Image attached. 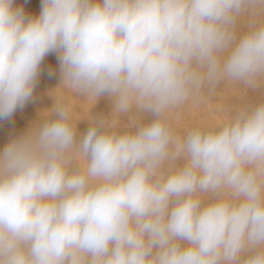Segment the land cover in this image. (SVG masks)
I'll list each match as a JSON object with an SVG mask.
<instances>
[{"label": "clouds", "instance_id": "obj_1", "mask_svg": "<svg viewBox=\"0 0 264 264\" xmlns=\"http://www.w3.org/2000/svg\"><path fill=\"white\" fill-rule=\"evenodd\" d=\"M50 53L52 106L0 149V264H264V0H0V120ZM221 84L251 98L179 129ZM64 91L112 110L80 133Z\"/></svg>", "mask_w": 264, "mask_h": 264}, {"label": "bare ground", "instance_id": "obj_2", "mask_svg": "<svg viewBox=\"0 0 264 264\" xmlns=\"http://www.w3.org/2000/svg\"><path fill=\"white\" fill-rule=\"evenodd\" d=\"M25 8L29 7L28 13H33L36 2L25 0ZM19 0H14L15 7L22 6ZM40 6V4H38ZM37 5V6H38ZM38 8V7H37ZM40 9V8H39ZM37 9V11L39 10ZM24 10V11H26ZM36 12V11H34ZM40 11H38L39 13ZM27 13V12H25ZM37 13V12H36ZM33 16H35V14ZM37 13V14H38ZM36 14V15H37ZM28 15V14H27ZM31 15V14H29ZM51 69L53 75H49ZM60 83L59 63L55 53L48 54L43 61L41 75L31 100L21 109H17L14 115L8 120H0V149L8 140L22 131L34 120L39 112L45 108H50L53 104V97L49 95ZM55 95V92L52 93ZM64 100L68 103L77 119L86 118L90 111L93 116H107L112 110L111 101L107 97H101L94 105L93 102L83 96L64 91ZM251 93L240 85L221 84L212 95H206L203 99L189 102L181 109L172 113V120L179 129L198 120H213L227 114L237 105L249 100ZM89 126V121L83 119L78 123V131L83 133Z\"/></svg>", "mask_w": 264, "mask_h": 264}, {"label": "rangeland", "instance_id": "obj_3", "mask_svg": "<svg viewBox=\"0 0 264 264\" xmlns=\"http://www.w3.org/2000/svg\"><path fill=\"white\" fill-rule=\"evenodd\" d=\"M19 1L22 2V3H21L22 6L24 5V7H23L24 10H26V9L29 10V9H28L29 7H28V8H27V7L25 8V6H27V5H25V2H26L25 0H19ZM31 1H32V0H31ZM27 2H28V1H27ZM27 2H26V3H27ZM29 2H30V0H29ZM34 2H36V5H34L36 10H34V11H36V12L38 13V11H40L39 8H40V6H41V0H34L33 3H34ZM34 4H35V3H34ZM38 4H40V6H39ZM37 5H38V6H37ZM37 7H38V8H37ZM37 9H39V10L37 11ZM27 10H26L25 12H27L26 14H28V15H29V14L33 15L34 13H36V12H34V11H33V13H31V12L28 13ZM37 13H36V14H37ZM36 14H35V15H36ZM38 14H39V13H38ZM38 14H37V15H38Z\"/></svg>", "mask_w": 264, "mask_h": 264}]
</instances>
